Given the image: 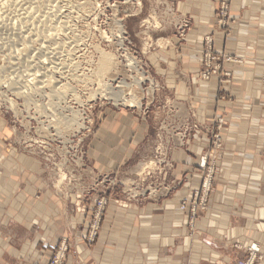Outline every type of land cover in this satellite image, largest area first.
<instances>
[{"label":"rangeland","instance_id":"1","mask_svg":"<svg viewBox=\"0 0 264 264\" xmlns=\"http://www.w3.org/2000/svg\"><path fill=\"white\" fill-rule=\"evenodd\" d=\"M222 4L217 27L230 35V6L224 15ZM192 32L180 0H0V141L39 162L44 187L72 226L60 236L50 264L63 250L65 262L71 237L94 244L116 213L131 206L175 196L173 211L188 216L190 226L211 206L229 123L225 112L201 118L199 110L204 100L231 108L235 74L228 64L241 58L218 52L211 34L187 39ZM103 54L112 58L105 74L98 66ZM194 54L195 68L184 70L183 55ZM214 78L218 91L208 98L202 86ZM123 113L148 131L138 143L134 134L127 136L131 151L99 170L104 126ZM199 137L206 145L197 165L207 159L217 169L207 201L199 200L202 207L191 216L180 205L195 188L183 190L187 178L174 153L195 152ZM252 243L234 244L232 261L217 264L238 263ZM257 244L253 264L264 260V245Z\"/></svg>","mask_w":264,"mask_h":264},{"label":"crops","instance_id":"2","mask_svg":"<svg viewBox=\"0 0 264 264\" xmlns=\"http://www.w3.org/2000/svg\"><path fill=\"white\" fill-rule=\"evenodd\" d=\"M222 2L230 6V35L217 27L215 13ZM180 6L193 23L187 39L198 42L211 34L218 52L241 58L228 64L235 74L231 108L204 100L199 110L201 118L225 112L229 123L211 206L192 226L188 216L174 213L175 196L118 211L110 230L94 244L71 237L73 248L63 264H217L232 261L236 243L264 245V0H180ZM183 57L181 67L190 72L197 56ZM211 81L201 91L215 98L217 79ZM104 129L95 166L105 171L131 151L127 136L134 134L138 143L148 131L126 113ZM205 145L200 140L187 156L182 149L174 153L180 176L187 178L183 190L200 183L196 165ZM15 150L0 141V264H50L60 236L72 226L44 187L39 162Z\"/></svg>","mask_w":264,"mask_h":264},{"label":"built area","instance_id":"3","mask_svg":"<svg viewBox=\"0 0 264 264\" xmlns=\"http://www.w3.org/2000/svg\"><path fill=\"white\" fill-rule=\"evenodd\" d=\"M228 8H229V4L227 2H223L222 7H221V10H222L221 14H224V15L227 14ZM206 43L208 44L209 49L212 50L213 40L207 37ZM197 167H198V173L200 176V184L197 188L191 191L192 196L190 197V199L183 200L180 205V210H182L183 212H187L188 214H191V216H196L198 211L202 207L198 205L199 200H201L200 204L202 202L207 201V197L212 188V177L214 173L216 172L215 170L217 169V167L215 168L214 165H212L211 167V165L209 164V160L207 159H202L197 165ZM191 202L193 203L190 204L191 205L190 207L189 203ZM244 248L247 251L246 252L247 256H245L244 258H241V260L238 263L239 264H253L255 258L258 256L259 252L261 251L259 248V245L257 243H252L249 246H246ZM63 258H64V250L63 252L62 251L57 252L54 259L52 260V264H61Z\"/></svg>","mask_w":264,"mask_h":264},{"label":"bare ground","instance_id":"4","mask_svg":"<svg viewBox=\"0 0 264 264\" xmlns=\"http://www.w3.org/2000/svg\"><path fill=\"white\" fill-rule=\"evenodd\" d=\"M11 14V13H10ZM56 48V47H55ZM54 48V49H55ZM111 60H112V58L109 56V55H107V54H103V56H102V58H101V60H100V63H99V70H100V72H105L106 70H107V68L109 67V64L111 63ZM41 62H43V61H40L39 60V62L38 63H41ZM46 64V63H45ZM100 74V73H99ZM105 74V73H104ZM28 76V75H27ZM26 77V76H25ZM24 77V82L27 84V82H31L30 80H28V79H26ZM34 81V80H33ZM32 83V82H31ZM29 85V84H28ZM29 86H31V85H29ZM32 87V86H31ZM27 90V89H26Z\"/></svg>","mask_w":264,"mask_h":264}]
</instances>
